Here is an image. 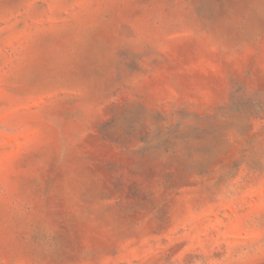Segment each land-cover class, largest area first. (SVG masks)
<instances>
[{
    "label": "rangeland",
    "instance_id": "rangeland-1",
    "mask_svg": "<svg viewBox=\"0 0 264 264\" xmlns=\"http://www.w3.org/2000/svg\"><path fill=\"white\" fill-rule=\"evenodd\" d=\"M0 264H264V0H0Z\"/></svg>",
    "mask_w": 264,
    "mask_h": 264
}]
</instances>
